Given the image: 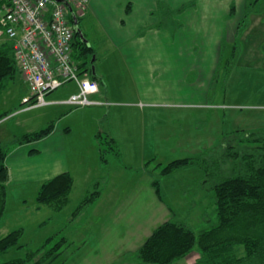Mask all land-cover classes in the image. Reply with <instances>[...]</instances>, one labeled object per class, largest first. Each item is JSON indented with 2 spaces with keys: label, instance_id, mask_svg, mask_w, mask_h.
Listing matches in <instances>:
<instances>
[{
  "label": "rangeland",
  "instance_id": "374dc122",
  "mask_svg": "<svg viewBox=\"0 0 264 264\" xmlns=\"http://www.w3.org/2000/svg\"><path fill=\"white\" fill-rule=\"evenodd\" d=\"M125 1L89 0L85 9L79 12L78 21L82 37L94 48L91 66L98 71L104 67L116 80H121L119 83L110 80V97L132 102L138 100L133 95L136 90L125 76L119 49V21L124 14ZM135 3L139 12L142 0H135ZM255 6L264 21V0H259ZM193 37L201 38L190 36ZM239 37V46L230 42L224 45L226 48L223 47V60L216 70V80L211 79L213 76L205 79L190 68V75L184 77V81L192 87H184V82L183 98L170 93L158 102H139L137 108L121 107L123 114L116 116L111 123L115 128L113 134L119 140L120 156L110 155L105 142L104 132L107 130L102 127L99 129L104 131L102 143L83 127L74 128L71 134L62 136L66 150L74 154H79L77 148L83 151V158L68 152L69 173L74 178L69 203L39 227L49 210L45 207L44 211L35 209L38 204L35 186L22 188L9 183L0 236L16 227H24L22 242L32 249L38 248L53 233H57V238H53L55 240L49 246L61 235L66 236L69 245L60 257L67 255L68 259L63 264H139L133 262L132 251L162 221L173 217L184 221L196 232L213 223L215 204L210 186L219 178L215 177L214 168L211 170L205 164V159L214 151L219 157L221 146L228 142L235 129L264 126V60L260 59L264 54V26L260 29L259 26L252 27L246 42ZM245 43L251 47L250 51L241 50L240 46ZM235 48L237 57L231 56ZM201 53L195 48L189 52L190 59L198 58ZM10 86L0 95V109L8 107L1 110L7 111L8 115L0 120V145L12 143V139L38 130L51 121L57 126L61 112L84 107L52 103L55 97H67L75 91L74 81L47 93L45 99L51 100L50 104L30 109H25L27 103L22 101L23 96L29 97L32 93L29 85L21 79H14ZM195 89L205 94L197 95ZM126 108L133 109L125 112ZM140 109L149 114L145 122L141 119ZM70 119L72 117H62L63 127L70 125ZM98 146L105 148L103 153L110 155V162H101ZM184 157L199 159V163L162 175L164 164ZM155 179L159 180L158 191L152 185ZM94 181L99 183L96 188L101 192L100 196L74 214L85 194L95 187ZM13 191L14 194H26L25 206L17 205L18 201L12 199ZM22 254L13 248L0 260ZM198 255L194 250L171 264H191Z\"/></svg>",
  "mask_w": 264,
  "mask_h": 264
},
{
  "label": "crops",
  "instance_id": "0c3cea01",
  "mask_svg": "<svg viewBox=\"0 0 264 264\" xmlns=\"http://www.w3.org/2000/svg\"><path fill=\"white\" fill-rule=\"evenodd\" d=\"M125 2L124 14L119 21L120 57L125 76L134 85L136 92L133 95L138 100L132 102L121 99L114 100L109 93L112 91L109 85L110 80L117 83L121 80H116L104 67H101L100 71L98 68H94L95 77L100 83L101 89L89 98L99 103L83 105L84 107L78 110L61 112L59 125L56 126L51 121L53 129L43 138L18 144H13L14 140L12 139V143L2 145L7 148L5 163L9 172L6 182L8 185H6L5 211L9 183L22 188L33 185L38 191L41 184L47 179L65 171L70 172L68 152L74 157L83 158L81 149L77 148L79 154H74L69 149L66 150V145L62 144V136L71 134L74 128L81 129L83 127L89 130L96 139L95 135L102 127L107 130L105 131L116 144L119 143L113 134L115 128L111 123L116 116L123 114V111L120 110L121 107L126 105L137 108L139 102H158L170 93L183 98V86L186 82L184 77L190 75V68L195 69L194 72L197 75L201 73L205 79L213 76L211 79L216 80L215 73L223 60V51L226 48L224 45L230 42L237 47L239 46L237 45L239 36L242 42H246L252 32V27L259 26L260 29L264 26L262 13H257L256 7L255 11L248 14L247 26L242 30L239 29L240 21L247 13V0H142L139 12L135 0ZM190 36H201V38H190ZM5 40L0 37V44ZM240 47L241 50L242 48L246 51L251 50L248 43ZM195 48L202 53L198 55V58L190 59L189 52ZM235 52L236 48L232 51L231 56L237 57ZM260 59L264 60V54ZM259 62L263 61L259 60ZM14 79L24 81L18 70ZM10 81L4 90L11 87ZM187 83L184 87L188 86L189 88L191 84ZM74 89L76 91V88ZM197 92V95L205 94L204 91L197 90ZM24 97L26 96L22 98ZM67 97H55L54 102L46 101L49 102L47 104L52 102L67 106L68 104L63 102ZM6 108L8 107L0 109V113L7 112L1 111ZM131 109L133 108H128L125 112H129ZM81 112L84 114H80ZM147 114L148 112L144 109H140L142 121L145 122ZM62 117L65 119L72 117L68 121L70 125L63 127ZM99 121L102 126H99ZM80 133L83 136L82 131ZM14 193L15 191H13ZM14 195L12 199L18 201L17 205L25 206L26 194L18 192ZM35 209L44 211L43 207H38V204ZM47 214L52 216L49 211Z\"/></svg>",
  "mask_w": 264,
  "mask_h": 264
},
{
  "label": "trees",
  "instance_id": "16d2710c",
  "mask_svg": "<svg viewBox=\"0 0 264 264\" xmlns=\"http://www.w3.org/2000/svg\"><path fill=\"white\" fill-rule=\"evenodd\" d=\"M259 0H247V13L240 21L239 29L248 24V14L256 10ZM73 58L78 61L80 73H92L94 49L79 34L73 40ZM232 55V54H231ZM18 66L13 52L12 42L5 40L0 44V93L8 82L15 78ZM7 112L0 113V119ZM53 123L23 134L15 138L13 144L30 142L48 135ZM99 130L96 139L101 140ZM106 140L110 155L120 156V150L107 132ZM228 142L220 148L219 157L216 152L205 159V164L213 170L218 180L212 182L210 189L215 204L213 223L196 232L184 221L170 217L146 236L141 245L133 252V262L139 264H171L196 250L199 255L191 264H264V127L255 129H235ZM231 135V134H229ZM17 139V140H16ZM103 146H98L101 162H109L110 155L103 153ZM7 148L0 146V221L5 213L6 182L9 172L5 163ZM199 163V159L184 157L167 162L161 167L162 175H168L179 167ZM209 163V164H208ZM209 169V170H210ZM208 170V171H209ZM217 172V173H216ZM159 180L152 185L158 191ZM95 187L85 194L74 214L90 205L100 196ZM74 186L73 176L65 171L44 181L37 191L38 207H46L50 213L38 224L48 223L54 214L59 213L68 203ZM44 226V225H43ZM24 227L14 228L0 236V257L10 249L22 251V255L0 260V264H63L67 255L60 257L68 247V237L60 236L59 240L49 246L57 238L53 233L44 239L36 249L22 242Z\"/></svg>",
  "mask_w": 264,
  "mask_h": 264
},
{
  "label": "built area",
  "instance_id": "2783aa9c",
  "mask_svg": "<svg viewBox=\"0 0 264 264\" xmlns=\"http://www.w3.org/2000/svg\"><path fill=\"white\" fill-rule=\"evenodd\" d=\"M88 0H0V34L12 41L14 56L32 97L26 108L49 103L45 95L68 81L78 90L64 102L71 105L99 103L89 98L99 83L79 73L73 58L74 28L69 16L81 12Z\"/></svg>",
  "mask_w": 264,
  "mask_h": 264
},
{
  "label": "water",
  "instance_id": "95a60500",
  "mask_svg": "<svg viewBox=\"0 0 264 264\" xmlns=\"http://www.w3.org/2000/svg\"><path fill=\"white\" fill-rule=\"evenodd\" d=\"M92 72L94 73V68H92Z\"/></svg>",
  "mask_w": 264,
  "mask_h": 264
}]
</instances>
